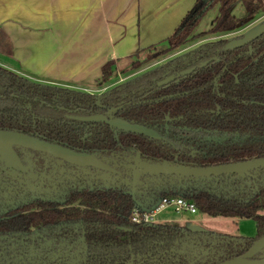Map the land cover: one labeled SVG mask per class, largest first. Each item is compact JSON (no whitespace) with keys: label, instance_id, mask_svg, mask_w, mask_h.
Wrapping results in <instances>:
<instances>
[{"label":"trees","instance_id":"16d2710c","mask_svg":"<svg viewBox=\"0 0 264 264\" xmlns=\"http://www.w3.org/2000/svg\"><path fill=\"white\" fill-rule=\"evenodd\" d=\"M240 4L242 13L233 11ZM210 10L206 32L195 33ZM264 0H196L162 43L129 57L147 60L191 40L247 26ZM226 40L203 44L94 97L30 81L0 67V130L96 155L119 175L80 169L46 154L14 152L24 169L0 160V264H222L243 258L264 236V169L204 180L140 175V160L209 167L264 158V35L235 51ZM0 54L10 55L0 31ZM131 63V69L138 67ZM117 63L101 69L108 82ZM173 77L168 85L158 84ZM160 133L173 145L68 115H108ZM163 198L191 202L213 218L254 222L252 238L131 221L135 205L153 210ZM264 259V249L253 260Z\"/></svg>","mask_w":264,"mask_h":264},{"label":"crops","instance_id":"0c3cea01","mask_svg":"<svg viewBox=\"0 0 264 264\" xmlns=\"http://www.w3.org/2000/svg\"><path fill=\"white\" fill-rule=\"evenodd\" d=\"M195 2L0 0V31L10 46L0 66L35 82L92 91L108 61L118 65L167 39Z\"/></svg>","mask_w":264,"mask_h":264},{"label":"water","instance_id":"95a60500","mask_svg":"<svg viewBox=\"0 0 264 264\" xmlns=\"http://www.w3.org/2000/svg\"><path fill=\"white\" fill-rule=\"evenodd\" d=\"M263 35L264 22L247 31L241 38L229 41L225 45V49L236 50L242 48ZM69 118L79 122L104 123L111 129L118 132L131 133L151 139H162L151 129L136 124H130L118 118L109 119L102 115L90 117L76 116ZM15 147L50 155L53 159L80 169H94L98 172L106 174L102 176L104 179H108L107 174L119 175L115 169L98 158L96 155L76 152L62 146L46 143L25 134L0 130V159L8 165L21 168L22 166L13 152V148ZM130 169L131 176L136 180V182L140 175H158L180 179L204 180L223 176L241 175L259 169H264V158L209 167H191L166 163H152L140 160L137 156L136 161L133 162ZM135 207L144 210L138 204L135 205ZM263 249L264 236L260 237L252 244L243 258L233 259L222 264H264V259L253 260V257Z\"/></svg>","mask_w":264,"mask_h":264},{"label":"rangeland","instance_id":"374dc122","mask_svg":"<svg viewBox=\"0 0 264 264\" xmlns=\"http://www.w3.org/2000/svg\"><path fill=\"white\" fill-rule=\"evenodd\" d=\"M235 16H240L242 13V8L240 4H237L234 11ZM216 10L208 11L205 16L199 21L198 25L195 28V33L206 32L210 26L212 20L216 17ZM264 22V12L260 13L256 16L247 26L243 28H239L234 32L223 34L220 36L208 35L202 36L201 38H196L191 40L186 47L179 51L168 53L164 56L156 57L152 60H147L145 54L140 53L138 57L135 59L138 61V67L130 70V61H124L118 64V71L115 72V75L108 82V85H113L116 83H121L126 81L127 79L134 78L140 75L143 71L152 69L155 65H158L160 62L167 61L185 51L192 49L193 47L208 42L213 41L215 39H225V40H233L247 31L257 26L258 24ZM166 40V39H165ZM163 42V41H162ZM161 42V43H162ZM4 59V56L0 54V60ZM121 70H125V73H122ZM127 71V72H126ZM107 86L104 84L102 86ZM101 87V86H100ZM97 88V87H96ZM177 221L183 227H187L197 232H206L212 234L219 235H228L235 237H253L255 234V225L254 222L247 219H225V218H213L197 213H188V212H180L175 213L172 207H167L155 215L152 219L153 224H165L166 222Z\"/></svg>","mask_w":264,"mask_h":264},{"label":"flooded vegetation","instance_id":"af4514ba","mask_svg":"<svg viewBox=\"0 0 264 264\" xmlns=\"http://www.w3.org/2000/svg\"><path fill=\"white\" fill-rule=\"evenodd\" d=\"M244 35V34H243ZM243 35H241V36H239V37H237V38H235V39H239V38H241ZM220 36V35H219ZM199 38H201V37H199ZM259 39V38H258ZM219 40H225V39H215V40H213V41H208V42H205V43H202V44H199V45H197V46H195V47H193L192 49H190V50H188V51H185V52H183V53H181V54H179V55H177V56H175V57H173V58H171V59H168L167 61H163V62H160L158 65H155V67L154 68H152V69H149V70H146V71H143L140 75H138V76H136V77H134V78H130V79H127L126 81H123V82H121V83H116V84H113V85H108V82L111 80H109L108 82H105V83H103L102 82V79H100V82L96 85V89H94V90H92V91H81V90H77V91H80V92H83V93H85V94H89V95H93L94 97H97L98 95H101V94H103V93H105L106 91H108V90H110V89H112V88H114V87H116V86H118V85H120V84H123V83H126V82H129V81H131V80H133V79H135V78H138V77H140L141 75H144V74H150V73H152L153 71H155L157 68H159L160 66H162V65H164V64H166V63H168V62H170L171 60H173V59H175V58H177V57H179V56H181V55H184V54H186V53H188V52H190V51H193V50H195L196 48H198L199 46H201V45H203V44H206V43H210V42H216V41H219ZM231 41V40H230ZM229 41L228 40H226V43H225V45L228 43ZM254 42V41H253ZM251 44V43H250ZM225 45L223 46V49L225 50V51H235V50H226L225 49ZM248 46V45H247ZM186 47V46H185ZM185 47H183L182 48V50L185 48ZM244 47H246V46H244ZM243 48V47H242ZM239 49H241V48H239ZM236 50H238V49H236ZM179 51V50H178ZM176 52V51H175ZM171 53H173V52H171ZM136 58H131V59H127V61H130V67H131V63L133 62V61H137V60H135ZM1 68H3V69H6V68H4V67H2V66H0ZM135 69V68H134ZM6 70H8V69H6ZM130 70H131V68H130ZM10 71V70H9ZM118 71V65H116V71L115 72H117ZM121 72L122 73H125V70H121ZM127 72V71H126ZM115 75V73L113 74V76ZM113 76H112V78H113ZM23 77V76H22ZM25 78V77H24ZM26 79H28V78H26ZM28 80H30V79H28ZM30 81H32V80H30ZM174 81V78L171 76H169V77H165V78H163L162 79V81H160V83H158V84H161V85H168V83H172ZM33 82H35V81H33ZM35 83H39V82H35ZM41 84H43V83H41ZM104 84H106L107 86H105V87H103L102 88V86L104 85ZM44 85H48V84H44ZM101 86V87H100ZM74 90V89H73ZM90 116H96V115H90ZM90 116H80V117H90ZM102 116H105V117H107V118H109V119H115V118H117V117H114L113 115H112V112H109V114L108 115H102ZM69 117H76V116H73V115H68V116H66V118L67 119H69V120H73V119H71V118H69ZM119 119V118H118ZM122 120V119H121ZM73 121H76V120H73ZM124 121V120H123ZM79 122V121H78ZM82 123H86V122H82ZM104 124V123H103ZM106 125V124H105ZM141 126V125H140ZM152 130V129H151ZM2 131V130H1ZM153 131H155V130H153ZM162 139H151V138H147V139H150V140H154V141H160V142H163V143H166V144H169V145H173L169 140H167L165 137H163L162 135H160V133H158L157 131H155ZM138 136H140V135H138ZM32 137V136H31ZM144 137V136H143ZM34 138V137H33ZM146 138V137H145ZM37 139V138H36ZM38 140H40V139H38ZM41 141H43V140H41ZM44 142H46V141H44ZM46 143H48V142H46ZM52 144V143H51ZM54 145H57V144H54ZM58 146H61V145H58ZM62 147H64V146H62ZM66 148V147H65ZM15 149H21V148H13V152H14V150ZM23 150H25V149H23ZM27 151H29V150H27ZM33 152V151H32ZM42 154V153H41ZM14 155L16 156V154H15V152H14ZM48 156H50V155H48ZM17 157V156H16ZM51 157V156H50ZM52 158V157H51ZM17 159H18V157H17ZM0 160H2V159H0ZM19 160V159H18ZM3 161V160H2ZM4 162V161H3ZM19 162H20V164H21V161L19 160ZM5 163V162H4ZM6 164V163H5ZM6 165H8V164H6ZM9 166H12V165H9ZM21 168L20 167H16V166H13V167H16V168H19V169H24V167H23V165L21 164ZM254 236H255V234H254ZM253 236V237H254ZM250 238H252V237H250Z\"/></svg>","mask_w":264,"mask_h":264},{"label":"built area","instance_id":"2783aa9c","mask_svg":"<svg viewBox=\"0 0 264 264\" xmlns=\"http://www.w3.org/2000/svg\"><path fill=\"white\" fill-rule=\"evenodd\" d=\"M167 207H172L175 213H197L196 207L191 202L179 198H163L151 211L141 210L138 207H134L131 211V221L133 223L151 224L153 223V217Z\"/></svg>","mask_w":264,"mask_h":264}]
</instances>
